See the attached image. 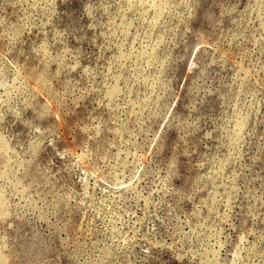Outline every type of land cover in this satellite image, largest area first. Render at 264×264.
<instances>
[{"label":"rangeland","instance_id":"obj_1","mask_svg":"<svg viewBox=\"0 0 264 264\" xmlns=\"http://www.w3.org/2000/svg\"><path fill=\"white\" fill-rule=\"evenodd\" d=\"M132 1L0 0L1 256L264 264V0Z\"/></svg>","mask_w":264,"mask_h":264},{"label":"bare ground","instance_id":"obj_2","mask_svg":"<svg viewBox=\"0 0 264 264\" xmlns=\"http://www.w3.org/2000/svg\"><path fill=\"white\" fill-rule=\"evenodd\" d=\"M131 1H132V0H131ZM142 1H143V0H142ZM156 1H157V0H156ZM162 1H163V0H162ZM196 1H197V0H196ZM132 2H133V1H132ZM157 2H158V1H157ZM173 2H174V1H173ZM184 2H185V0H184ZM199 2H200V1H199ZM155 3H156V2H155ZM167 3H169V2H167ZM167 3H165V4L168 5ZM129 4H130V2H129ZM142 4H143V2H141V5H142ZM147 4H150V2H149V3L147 2ZM143 5H144V4H143ZM155 5H156V4H155ZM155 5H153V6H155ZM158 5H159V4H158ZM131 6H134V5H131ZM144 6H145V5H144ZM153 6H152V8H153ZM172 6H173V5H172ZM193 6H194V5H193ZM199 6H200V5H199ZM177 7H178V6H177ZM186 7H187V6H186ZM194 7H195V6H194ZM156 8H157V7H156ZM156 8H155V9H156ZM170 8H171V7H170ZM172 8H173V7H172ZM166 9H167V7H166ZM170 11H171V10H170ZM166 12H168V11H166ZM180 12H181V11H180ZM196 13H197V12H196ZM196 13H195V14H196ZM156 15H157V14H156ZM162 15H163V14H162ZM164 15H165V14H164ZM184 15H185V14H184ZM169 16H170V15H169ZM192 16H193V15H192ZM165 17H166V16H165ZM182 17H183V16H182ZM160 18H162V17H160ZM167 20H168V19H167ZM186 20H187V18H186ZM194 20H195V19H194ZM158 22H159V21H158ZM165 22H166V21H165ZM172 22H173V21H172ZM159 23H160V22H159ZM186 23H187V22H186ZM191 26H192V25H191ZM190 28H191V27H190ZM187 32H188V31H187ZM185 33H186V32H185ZM184 35H185V34H184ZM185 36H186V35H185ZM242 124H243V123H242ZM239 125H240V123H239ZM239 125H238V126H239ZM239 128H240V126H239ZM239 128H238V129H239ZM241 131H242V130H241ZM243 131H244V130H243ZM240 133H241V132H240ZM242 139H243V138H242ZM1 198H2V197H1ZM1 198H0V199H1ZM4 201H5V198H4ZM2 202H3V199H2ZM3 203H5V202H3ZM7 204H8V203H7ZM2 206H3V205H2ZM5 206H6V204H5ZM5 206H4V207H5ZM7 207H8V206H7ZM1 212H2V211H1ZM5 212H6V211H5ZM1 214H2V213H1ZM1 214H0V215H1ZM5 214H7V213H5ZM1 219H3V218H1ZM5 219H7V218H5ZM0 264H7V263H6V258L3 257V256H1V254H0Z\"/></svg>","mask_w":264,"mask_h":264}]
</instances>
